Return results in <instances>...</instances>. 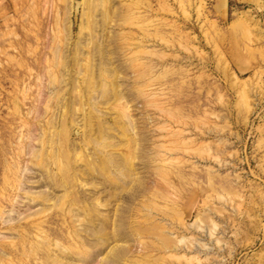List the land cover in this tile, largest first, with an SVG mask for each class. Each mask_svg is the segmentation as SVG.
<instances>
[{
  "label": "rangeland",
  "instance_id": "1",
  "mask_svg": "<svg viewBox=\"0 0 264 264\" xmlns=\"http://www.w3.org/2000/svg\"><path fill=\"white\" fill-rule=\"evenodd\" d=\"M0 264H264V0H0Z\"/></svg>",
  "mask_w": 264,
  "mask_h": 264
}]
</instances>
